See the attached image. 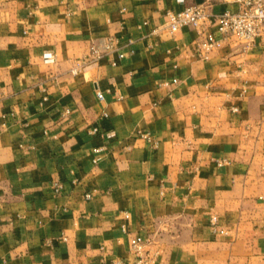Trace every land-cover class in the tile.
Instances as JSON below:
<instances>
[{"label":"crops","instance_id":"crops-1","mask_svg":"<svg viewBox=\"0 0 264 264\" xmlns=\"http://www.w3.org/2000/svg\"><path fill=\"white\" fill-rule=\"evenodd\" d=\"M205 2L0 0V264H264V35L160 28Z\"/></svg>","mask_w":264,"mask_h":264},{"label":"built area","instance_id":"built-area-1","mask_svg":"<svg viewBox=\"0 0 264 264\" xmlns=\"http://www.w3.org/2000/svg\"><path fill=\"white\" fill-rule=\"evenodd\" d=\"M182 3L184 0H177ZM205 3L191 4L183 7L178 11L167 10L165 12L166 21L160 28L168 31L169 33H174L184 27L191 28L196 34V54L203 60L208 58V54L213 50L219 49L222 45L223 40L228 38H234L235 40L243 43L245 47H249L256 38L264 35V0H232L236 4L237 9L224 10L218 14H213L210 12V6L213 1L219 0H205ZM143 22L142 25H145ZM156 28L154 32L159 30ZM219 35L216 37L214 31ZM117 38L108 37L102 44V47L92 46L90 47V56L92 60L99 59L103 55H107L117 51ZM43 61L52 62V56L49 53H45L43 56ZM124 58V54L121 52L117 53V60ZM88 60H80L75 63L71 72L73 74L78 73V71L84 67ZM116 61H112L111 65L115 66ZM177 83L176 79H172L170 82L163 81L160 86L168 87L169 85H174ZM264 89V88H262ZM96 97L99 101L104 99L101 92L96 93ZM232 112H237L238 109L233 107ZM68 112V111H67ZM106 116V114H103ZM96 129H92L91 133H94ZM142 137L148 139L147 134L142 135ZM100 148H95L92 151L94 153L99 152ZM54 193H60L62 185L59 182H54L52 184ZM91 193H85V199L91 198ZM129 215L124 213V219H128ZM214 227V223L211 222ZM122 230L125 231V225L121 226ZM218 234H225L222 229H213ZM150 240L146 237H142L137 234H133L129 238V246L135 255L140 257L142 248L147 245ZM141 262V259L139 260Z\"/></svg>","mask_w":264,"mask_h":264}]
</instances>
